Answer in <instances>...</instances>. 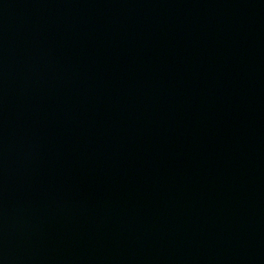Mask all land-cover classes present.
Masks as SVG:
<instances>
[{
    "label": "water",
    "instance_id": "obj_1",
    "mask_svg": "<svg viewBox=\"0 0 264 264\" xmlns=\"http://www.w3.org/2000/svg\"><path fill=\"white\" fill-rule=\"evenodd\" d=\"M0 264H55L46 127L22 0H0Z\"/></svg>",
    "mask_w": 264,
    "mask_h": 264
}]
</instances>
